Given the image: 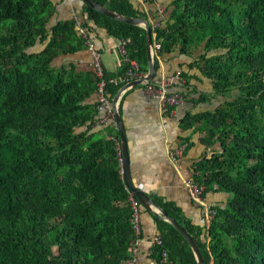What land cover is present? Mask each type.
I'll use <instances>...</instances> for the list:
<instances>
[{"label":"trees","instance_id":"16d2710c","mask_svg":"<svg viewBox=\"0 0 264 264\" xmlns=\"http://www.w3.org/2000/svg\"><path fill=\"white\" fill-rule=\"evenodd\" d=\"M96 1L151 25L134 0ZM167 1L165 22L151 25L160 43L156 54L194 57L181 70L184 81L189 85L196 69L212 84L195 103L221 98L215 108L189 111L181 120L183 129L202 134L208 150L192 178L204 186L203 196L230 197L214 206L207 226L174 203L152 199L188 230L205 264H264V0ZM84 8L89 34L99 27L129 40L128 57L147 71L143 25ZM55 12L51 0H0V264H124L138 197L123 178L113 139L93 140L78 130L96 120L97 102L88 100L98 78L73 62L55 64L87 47L77 20L53 23ZM37 44L43 48L32 50ZM154 63L157 71L155 55ZM120 88L109 86L111 99ZM154 216L163 243L154 244L153 257L165 249L174 264H198L181 232Z\"/></svg>","mask_w":264,"mask_h":264},{"label":"crops","instance_id":"0c3cea01","mask_svg":"<svg viewBox=\"0 0 264 264\" xmlns=\"http://www.w3.org/2000/svg\"><path fill=\"white\" fill-rule=\"evenodd\" d=\"M51 1L56 4L53 23L75 17L81 22L86 20L85 2L83 0ZM134 1L140 4L143 11L146 12L151 25L155 22L154 20L159 21V26L165 22L168 1L157 0L163 6L161 15L157 12L158 7L154 2L149 0ZM90 23L93 24L91 21ZM89 35L96 47L102 52V61L106 73L115 76L120 74L124 69V63H126L123 55L118 51L120 39L111 36L99 27L91 30ZM155 57L158 64L157 78H170L179 70H188L187 65L194 58L181 54L179 51L162 55L155 54ZM91 59V52L86 47L75 54L60 55L55 64L58 66L67 64L68 66L69 63L73 62L79 70L93 71ZM190 75L189 85H187L188 82L177 79L171 83L173 92L179 93L183 97L181 103L172 110H163L161 103L150 97L141 84L131 86L121 93L118 110L128 134L132 176L136 186L143 189L151 198L153 195L159 196L182 208L185 216L194 224L206 226L204 203L195 198L187 183L193 179V169L200 159L207 154L208 150L200 141L202 134L200 132L195 133L193 129H183L181 120L189 111L196 113L205 109H212L203 107L210 102L195 103L201 92L212 90V84L210 79L204 77L196 69L191 70ZM207 82L209 86L205 88L204 84ZM96 102L97 97L94 93L89 98L88 103L94 105ZM78 130H87L93 140H112L117 138V130L120 131L119 125L116 128L112 125L101 124L95 119ZM183 143H188V148L178 157L177 161H173L171 152ZM229 197L230 195L224 191H208L204 195V201L212 206H225ZM154 209L149 210L142 203L143 240L139 252L141 264H157V259L152 255L153 240L159 236Z\"/></svg>","mask_w":264,"mask_h":264},{"label":"built area","instance_id":"2783aa9c","mask_svg":"<svg viewBox=\"0 0 264 264\" xmlns=\"http://www.w3.org/2000/svg\"><path fill=\"white\" fill-rule=\"evenodd\" d=\"M144 1V0H143ZM158 7L157 12L159 15L163 13V6H161L157 0H152ZM77 20V25L82 37L85 39L86 46L89 48L91 52V66L93 72L95 73L96 77L98 78L97 82V108L98 113L96 115V120L105 125H112L114 127H118V122L116 118V111L118 110L119 102L116 106L113 104V99H111L109 86H125L130 84L134 80L143 78L146 76L147 71H143L141 69L140 63L137 59H131L128 57L127 53V45L129 44V40L127 39H120L118 45V51L123 55L125 62L128 64L127 68L123 70L120 75L117 76H107L105 71V67L102 61V52L96 47L92 39L90 38L88 30L83 26L80 19L75 17ZM155 22L152 23L153 27L159 26V21L154 20ZM153 36V44L151 46V50L153 51L154 55L157 53L158 49L160 48V43L155 41L154 36L155 33H152ZM184 80L182 77L181 70L177 71L175 75L169 77H162L157 78L156 76L150 80L144 79L142 84L143 89H145L146 93L154 98L157 99L161 103V108L163 110L167 109L168 106L178 105L182 101V95L179 93L173 92L171 89V83L174 80ZM131 87V86H130ZM129 87V88H130ZM115 143V147L117 152H119V157L121 161L124 160V152H123V145L118 138H113ZM187 147L186 143L179 145L171 152V158L173 161H177L178 157H180ZM188 186L193 192L195 198L205 206V220L206 224L209 225L213 220L214 216L216 215V208L212 205L206 204L204 201L203 191L204 186L199 185L198 183L194 182L193 179L188 181ZM134 194V193H133ZM135 195V194H134ZM133 207H134V216H133V223L135 228V237L130 245V254L131 256L124 261V264H141L139 258L140 246L143 240L142 233H143V226H142V214H141V205L138 199L133 197L132 199ZM206 225V226H207ZM154 244H162L161 236H156L153 240ZM157 264H174L173 261L169 258V254L167 250H163L159 259H157Z\"/></svg>","mask_w":264,"mask_h":264},{"label":"water","instance_id":"95a60500","mask_svg":"<svg viewBox=\"0 0 264 264\" xmlns=\"http://www.w3.org/2000/svg\"><path fill=\"white\" fill-rule=\"evenodd\" d=\"M83 1L87 3L88 5H90L91 7L104 13L105 15L111 16L113 18H116V19H119V20H122L128 23L143 25V27L146 30V50H147V55H148L147 74L145 77L134 80L130 84H127L119 89L117 95L113 99V104L116 106V104L119 102V97L124 90L128 89L130 86L140 85L142 84L144 79L150 80L154 78L157 74L155 63H154V53L151 50V46L153 44L152 27L149 24V22L144 18L122 15L100 4L96 0H83ZM116 118H117V122H118L119 129L121 132V143L123 145V152H124V160L122 162V173H123V178L128 188L138 197L139 201L143 203V205L147 209L153 210V208H155L154 211L157 214L162 216L165 220L169 221L176 229H178L181 232V234L185 237L189 245L191 246L195 254V257L198 261V264H205V260L201 252V249L199 245L197 244L196 240L188 232V230H186L185 227L182 224H180L175 218L168 215V213L164 209L157 206L155 202L152 200V198L147 193H145L143 189L139 188L134 183L133 176H132L131 153H130V147H129L128 134H127V131L125 130V125H124L122 116L119 113V110L116 111Z\"/></svg>","mask_w":264,"mask_h":264},{"label":"rangeland","instance_id":"374dc122","mask_svg":"<svg viewBox=\"0 0 264 264\" xmlns=\"http://www.w3.org/2000/svg\"><path fill=\"white\" fill-rule=\"evenodd\" d=\"M147 1V0H144ZM167 1V0H166ZM168 4V2H167ZM167 15V14H166ZM43 48L42 44H37L32 50H36L39 51ZM196 55L198 54V52L195 53ZM66 62V61H65ZM209 86L208 82L207 84H204V87L207 88ZM221 101V98H214L210 103H208V105H203V107L207 108H215ZM230 195V194H229ZM56 249V248H55Z\"/></svg>","mask_w":264,"mask_h":264}]
</instances>
